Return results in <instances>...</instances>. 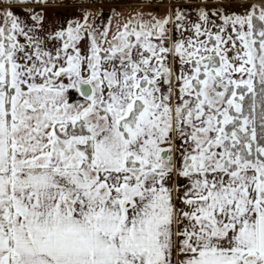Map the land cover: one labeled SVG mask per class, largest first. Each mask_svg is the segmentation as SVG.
Masks as SVG:
<instances>
[{"label":"snow or ice","instance_id":"obj_1","mask_svg":"<svg viewBox=\"0 0 264 264\" xmlns=\"http://www.w3.org/2000/svg\"><path fill=\"white\" fill-rule=\"evenodd\" d=\"M48 2L0 0V264H264V0Z\"/></svg>","mask_w":264,"mask_h":264},{"label":"crops","instance_id":"obj_2","mask_svg":"<svg viewBox=\"0 0 264 264\" xmlns=\"http://www.w3.org/2000/svg\"><path fill=\"white\" fill-rule=\"evenodd\" d=\"M108 5L109 14L111 9L115 8L117 11L128 14L136 9L145 8L148 10L157 9L159 14H164L167 3H161V0H104ZM22 6L17 7V11H21ZM88 8L90 10H99V7L91 6L88 0H49L45 6L48 22L56 24L60 21L66 20L73 16H82V10Z\"/></svg>","mask_w":264,"mask_h":264},{"label":"built area","instance_id":"obj_3","mask_svg":"<svg viewBox=\"0 0 264 264\" xmlns=\"http://www.w3.org/2000/svg\"><path fill=\"white\" fill-rule=\"evenodd\" d=\"M88 2L91 6L99 7V9H102L105 14L108 12V5L104 2V0H97L96 3H93L92 0H88Z\"/></svg>","mask_w":264,"mask_h":264},{"label":"rangeland","instance_id":"obj_4","mask_svg":"<svg viewBox=\"0 0 264 264\" xmlns=\"http://www.w3.org/2000/svg\"><path fill=\"white\" fill-rule=\"evenodd\" d=\"M238 10V9H237Z\"/></svg>","mask_w":264,"mask_h":264}]
</instances>
